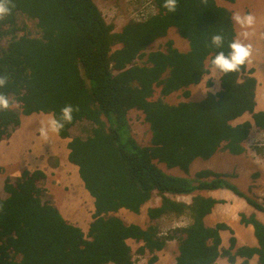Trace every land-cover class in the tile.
<instances>
[{
  "label": "trees",
  "instance_id": "16d2710c",
  "mask_svg": "<svg viewBox=\"0 0 264 264\" xmlns=\"http://www.w3.org/2000/svg\"><path fill=\"white\" fill-rule=\"evenodd\" d=\"M233 1L179 0L177 11L169 13L163 0H151L155 10L114 32L96 0H12L11 15L0 20V38L9 37L0 46V74L8 77L0 91L20 108L0 111V140L20 125L22 115L59 117L64 105L77 108L58 136L66 139V160L92 196L93 212L84 231L67 221L46 195L39 184L45 179L42 170L24 169L13 179L7 177L2 185L7 196H0V264H133L130 238L140 241L138 252L151 253L152 264L173 237L178 240L174 264H213L220 255L232 262L242 256L245 264L254 254L264 264V223L253 214H241L244 223L252 224L256 244L231 252V235L230 246L220 248L219 229L226 226L205 224L217 200L202 192L226 188L261 211L264 198L256 201L225 173L207 168L190 173L197 158L207 159L218 150L245 151L243 142L252 126L264 130V111H254L256 79L246 65L238 73L220 74L216 92L189 98V85L200 82L208 73L204 65L220 51L209 46L210 36L222 32L226 44L235 36L225 5ZM17 14L34 19L39 35L5 29L6 22L15 25ZM170 27L186 40V50L168 40L164 50L145 54ZM115 43L121 46L112 50ZM228 51L225 46V55ZM144 55L142 64L135 62ZM179 89L186 100L173 103L165 97ZM133 108L142 110L148 122V145L139 144L131 132L127 114ZM244 113L251 120L232 123ZM74 125L83 136L70 135ZM255 150L264 157V144ZM158 162L181 173L165 171ZM154 194L159 204L148 207L147 216L185 214L190 222L174 228L180 234H160L156 224L126 223L115 214L120 208L138 213ZM179 194L190 199L173 197Z\"/></svg>",
  "mask_w": 264,
  "mask_h": 264
},
{
  "label": "rangeland",
  "instance_id": "374dc122",
  "mask_svg": "<svg viewBox=\"0 0 264 264\" xmlns=\"http://www.w3.org/2000/svg\"><path fill=\"white\" fill-rule=\"evenodd\" d=\"M98 3L99 8L101 9L105 19L107 22H113L114 24V32L120 31L122 27L130 20L134 19L137 17H141L142 14L147 13L149 10H155V7L152 6L151 0H96ZM222 0H217V2H221ZM235 0L232 2L234 3ZM264 3V0H236L235 4L232 5V8L236 11L237 8L242 9V8H247L249 12L253 13L256 16V19L258 22L261 21V15H260V10L262 8V5ZM231 3L226 2V6H230ZM232 13V12H231ZM235 13V12H234ZM35 20L34 19H29L25 17L22 14H17L16 19H15V25H12L11 23L6 22L7 24L3 25L5 29L9 31L16 28V32L18 34L22 33H27L31 36H37L39 35V30L35 26ZM8 25H10L8 27ZM257 29L254 31L256 36H259L260 38H263L262 35L259 33H256ZM7 34L4 35L3 37L0 38V46H5L8 40ZM168 40L172 41L173 46L177 47L178 49H183L184 44L187 45L186 40L183 39L181 36L178 35L176 32V29L173 27L168 28V32L166 33L165 36L159 37L155 39L153 42H151L146 48H145V54L149 51L152 50H157L161 49L164 50L166 48V42ZM121 46L120 43H115L112 46V50L119 48ZM145 55L140 58H136L135 62L138 64H142ZM215 75V73H209L206 74L203 77V86L201 82V86L203 88L209 87L207 86V81H210V77ZM219 76V74H217ZM218 77L216 76V79ZM193 88L190 89V91ZM182 89L176 90L172 92L171 94L165 96L168 100H172L171 102H176L179 100H186V96L182 95ZM159 93V86H155V92L153 95V98H155ZM190 99H197L199 98L198 95H190ZM17 102V101H16ZM15 110H19V103L17 102L15 107H13ZM22 115L21 117H23ZM128 121L131 127V132L134 135L136 141L141 144V145H148L150 138H151V133L150 129L148 126V122L144 119V113L142 110L139 109H130L128 111ZM242 118H245L247 120H251V116L249 113H244L243 115L239 116L237 120H241ZM254 128L251 133H249L248 137L244 140L243 145L245 146L246 151H249L252 153V159L254 162L260 163L262 162V154H259L256 152L255 147L264 144V130H259L256 127ZM70 135H82L83 132L79 128V125H74L70 128L69 130ZM9 133V131H8ZM66 146H63L62 149L57 147L55 151L47 156L46 162V168H47V173L45 174L49 178V183H50V189L45 185V179L42 181H39V184H43V187L46 188V195L53 201L55 206L59 209L60 213L63 215V217L69 221L73 222L74 224L80 225L83 230H87V225L88 221L92 220V212H93V198L92 196L88 193V191L84 188L83 182L80 177L77 176L78 180L75 182V186L72 181V176L71 174H67L64 169L66 168L67 171L69 168L76 172V167L69 163L66 160ZM257 155H256V154ZM260 155V156H259ZM262 156V158H261ZM10 158V157H9ZM159 166H161L165 171L169 172H174V173H181L180 170L178 169H171L168 170L164 167L163 164L158 163ZM264 164V163H263ZM193 165L195 168H198V161H194ZM69 167V168H68ZM192 170L194 169L193 166ZM192 170L190 169V173L192 174ZM227 174V173H225ZM230 174H227V179L229 180L231 177L229 176ZM80 182V183H78ZM234 182V181H233ZM83 187V188H82ZM78 189V190H77ZM226 189V188H225ZM240 190L246 192L247 195L253 197L256 199L258 202H262L264 196H256L250 190H248L246 185H242L239 187ZM79 191V192H78ZM84 192V194L82 193ZM86 192V193H85ZM209 192V191H208ZM207 192V193H208ZM90 196H88L87 195ZM230 192L226 189V192L224 193L223 191H219L218 193H212V194H217L220 197L224 198L225 200L231 202L230 199ZM80 194V195H78ZM83 196V198H82ZM78 197V198H77ZM174 198L178 200H185L188 201L190 199V195H184V194H179V195H174ZM172 197V198H173ZM77 198V199H76ZM81 198H82V203H81ZM86 200H85V199ZM92 200H91V199ZM80 199V200H79ZM90 199V200H89ZM75 200V201H74ZM77 200V201H76ZM84 201V202H83ZM80 202V203H79ZM245 202L247 203L248 206H250V209L244 212H239V221L240 224L243 225L245 228H243L244 233L247 236H251L252 231L247 232L248 226L253 229V226L251 223H244L242 220V215L244 213L245 217H249L251 214L254 215L255 211L262 212L261 210H257V208L253 207L250 205L246 200ZM85 203V204H84ZM159 204V196L158 195H153L146 203H144L140 211L138 213L132 212L126 208H120L118 211H116V215L120 216L122 220L126 223L134 222L137 223L143 227H146V225L152 223L156 224L157 228L159 230L160 234H174L178 235L181 232L180 231H174V228H179L182 226H185L190 222V219L185 215V214H166L163 215L162 217L156 218V219H150L147 214H146V209L150 206H155ZM83 206V208H82ZM92 207V208H91ZM219 207V206H218ZM91 208V209H90ZM221 209V207H219ZM222 211V216H221V221L226 217L225 212L223 209ZM83 212V213H82ZM256 213V212H255ZM264 213V211H263ZM207 215V214H206ZM206 215L204 217V222L205 224L210 223V220H206ZM255 216V215H254ZM256 218L258 219L257 215ZM219 221V222H221ZM82 222V223H81ZM86 223V224H85ZM218 223V222H217ZM215 223L214 226L217 224ZM224 224V223H223ZM240 225V226H241ZM228 227H231L229 224L226 223V227L222 228L226 230V235L224 238L225 241L223 242L222 236L219 232V237H220V248H227L230 246V240L229 237L235 236V242H234V247L231 248V252H234L236 247L244 245V241L240 238V235L238 231L234 228V226L227 229ZM234 228V229H233ZM172 229V230H171ZM237 234V237H236ZM254 240L256 241V237H254ZM128 244L131 246L132 255L133 258V264H149L148 259L151 256V253L144 252L143 254L137 251V247L140 246V241H136L134 239H129L127 240ZM178 240L177 238H171L168 239L165 243V247H163L161 250L156 252L157 255V260L154 264H174L175 262V257L178 254ZM138 254V255H137ZM223 259V264H230L233 263L232 261H229L226 255H221L220 256ZM218 258V257H217ZM216 258V259H217ZM237 262L239 264H244V258L242 256H236ZM235 259V260H236ZM248 259H251L253 261V264H261L258 260L257 255H252ZM165 260V261H163ZM215 262V261H214ZM214 264V263H213ZM233 264H237L236 262ZM245 264H250L245 263Z\"/></svg>",
  "mask_w": 264,
  "mask_h": 264
},
{
  "label": "crops",
  "instance_id": "0c3cea01",
  "mask_svg": "<svg viewBox=\"0 0 264 264\" xmlns=\"http://www.w3.org/2000/svg\"><path fill=\"white\" fill-rule=\"evenodd\" d=\"M235 2L231 3L230 6L227 5V7L231 10V12L233 11L232 16L237 12L240 13L249 12L247 8H242V9L237 8L235 11L232 8V5H234ZM260 15H261V21L258 22L256 19V25L253 30V34L251 35L248 41L249 43L252 44L253 55L251 57V62L246 64V68L252 71V75L256 79V86L254 90V99H255L254 111H264V3L260 10ZM256 29H257L256 33L262 35L263 38H260L259 36L255 35L254 31ZM234 30L236 35V33L239 32V28L238 26L235 25V23H234ZM185 48L186 45L184 44L182 50H186ZM216 76L218 77L217 74L212 76V78L210 77V85L212 84L210 87H205V88L202 87L203 78L200 80L199 83L195 85H191L190 89L191 88L193 89L190 91V95L196 94L199 96V98L197 99H200L203 96H205V94L208 91L216 92L220 87L219 78L216 79ZM201 82H202V86H201ZM50 115H51L50 113H42V112H35L29 115H24L23 117H21L20 125H18L13 130H11L9 134L6 137H4V139L0 140V196L1 197L7 196V193L4 190L2 192V188H3L2 185L7 176L13 179L19 176L24 169L32 170L35 168H39L45 174H48L46 168L47 156L52 154L57 147L62 149L63 144L65 143L66 140V139L65 140L60 139V137L57 134H51L48 142H44L39 137L38 128L40 126V122L41 120L46 119ZM244 120L247 119L242 118L239 121L236 118L232 121V123L236 124ZM253 129L254 128L250 129V133L252 132ZM252 153L254 152L252 151ZM252 153L246 151V149L245 151L239 154H231L228 153L227 150H218L211 157L207 159L197 158L195 161L196 162L198 161L199 167L195 168L192 163L194 169L192 170L191 167V170L195 171L200 168H207L212 172L230 174L229 176L231 178L229 179V181L234 183L238 188L241 187L242 185H246L248 190H250V192H252L254 195L264 196V164H263L264 157L262 158L261 156L263 161L257 163L253 161ZM64 171H66L67 174H71L73 184L75 186H78L75 184V182L78 180L76 176L77 173L71 170V168H69L68 171L65 168ZM49 182H50L49 178L46 176L45 185L50 189ZM208 191H203L202 193L206 195H211L217 201L216 203H214V206L211 208V211L206 215V220L207 219L210 220V223H207L206 225L214 226V224L218 222V223H224L226 226L227 223L231 226L227 228L228 230L229 228L232 229V227L234 226V228L238 231L240 238L246 240L243 242L244 245L256 244V241L254 240L255 237L254 229H251V227L248 226L247 232L252 231V233L251 236H247L243 231V228L245 227L241 225L239 221V216H238L239 212L246 213V211L250 209V206L247 205L245 199L234 194L230 190H228L231 193V194L229 193L230 197L228 199H230L231 202L225 200L224 198L220 197L217 194H212V193H218L219 191H223L225 193L226 192L225 188L208 190ZM218 206L224 210L226 215V217L222 221H221L222 211ZM255 212L253 211L251 213H254L255 217L257 215L258 220L264 223L263 211L262 212L255 211ZM219 232L224 242L226 239L224 238L226 235V230L221 228L219 229ZM220 256H218L214 264H223V259ZM247 261L248 263L253 264V261L251 259H248ZM155 262H153L152 264H154ZM235 262L239 264V262H237V259L233 263Z\"/></svg>",
  "mask_w": 264,
  "mask_h": 264
},
{
  "label": "clouds",
  "instance_id": "9594fccd",
  "mask_svg": "<svg viewBox=\"0 0 264 264\" xmlns=\"http://www.w3.org/2000/svg\"><path fill=\"white\" fill-rule=\"evenodd\" d=\"M202 2L206 3L207 0H202ZM178 6L179 0H163L162 7L169 13L177 11ZM12 7H14L12 0H0V20H4L7 16L11 15ZM135 19L141 20L140 17ZM232 20L235 25L238 26L239 32L236 33L230 41H227V44L226 38L222 32H216L210 36L208 42L209 46L211 48L220 49V51L212 55L207 64L204 65L205 69L208 71L207 74L215 73L227 75L229 73H238L243 66L251 62L253 47L248 41L256 25V16L251 12H237L233 14ZM225 46L229 49L227 55H225L224 52ZM7 83L8 77L4 74H0V89H3ZM191 85H189V87ZM16 103L17 102L13 98L6 95L3 91H0V111H8L15 107ZM75 111H78V109L71 104H66L60 109L59 117L53 114L41 120L38 128L39 137L44 142H48L51 134L58 135L63 130L65 124L72 122L73 113ZM2 210L3 204H0V211Z\"/></svg>",
  "mask_w": 264,
  "mask_h": 264
},
{
  "label": "bare ground",
  "instance_id": "6f19581e",
  "mask_svg": "<svg viewBox=\"0 0 264 264\" xmlns=\"http://www.w3.org/2000/svg\"><path fill=\"white\" fill-rule=\"evenodd\" d=\"M232 12H233V11H232ZM231 14H232V13H231ZM156 98H157V97H156ZM157 161H158V160H157ZM158 163H159V162H158ZM167 166H168V165H167ZM38 169H39V168H38ZM78 183H80V182H78ZM78 187H79V186H78ZM82 188H83V187H82ZM77 190H78V189H77ZM78 192H79V191H78ZM82 193L84 194V192H82ZM85 193H86V192H85ZM87 194H88V193H87ZM78 195H80V194H78ZM77 198H78V197H77ZM77 198H76V199H77ZM82 198H83V196H82ZM82 198H81V200L79 199V200L81 201V203H82ZM84 199H85V198H84ZM90 199H91V198H90ZM90 199H89V200H90ZM85 200H86V199H85ZM91 200H92V199H91ZM74 201H75V200H74ZM76 201H77V200H76ZM83 202H84V201H83ZM79 203H80V202H79ZM82 204H83V203H82ZM84 204H85V203H84ZM82 208H83V206H82ZM90 209H91V208H90ZM82 213H83V212H82ZM81 223H82V222H81ZM85 224H86V223H85ZM88 226H89V225H88Z\"/></svg>",
  "mask_w": 264,
  "mask_h": 264
}]
</instances>
